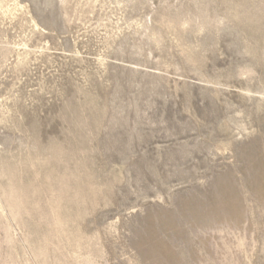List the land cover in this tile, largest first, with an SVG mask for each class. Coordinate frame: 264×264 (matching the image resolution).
<instances>
[{"label": "rangeland", "instance_id": "1", "mask_svg": "<svg viewBox=\"0 0 264 264\" xmlns=\"http://www.w3.org/2000/svg\"><path fill=\"white\" fill-rule=\"evenodd\" d=\"M0 264H264V0H0Z\"/></svg>", "mask_w": 264, "mask_h": 264}]
</instances>
